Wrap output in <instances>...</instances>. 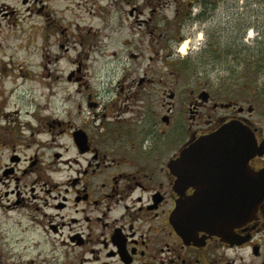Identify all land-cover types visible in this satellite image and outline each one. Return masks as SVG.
<instances>
[{
    "label": "flooded vegetation",
    "instance_id": "1",
    "mask_svg": "<svg viewBox=\"0 0 264 264\" xmlns=\"http://www.w3.org/2000/svg\"><path fill=\"white\" fill-rule=\"evenodd\" d=\"M237 1L243 3L116 0L113 36L106 46L114 43L111 55L117 57L122 77L114 93L103 92L109 101L78 92V114L70 110L65 121L33 111L22 115L17 104L11 109L9 98L0 94V220L12 264H264V200L255 217L227 238L199 231L186 240L172 221L180 202L189 211L228 210L227 197L234 191L230 158L198 156L193 149L198 139L241 122L249 125L258 145L264 143L261 86L239 99L224 93L207 71L194 70L189 87L177 88H182L179 70L189 69L193 53L202 59L197 66L220 57L216 49L208 50L220 10L241 19L234 24L240 39L259 33L239 17L247 12H232L231 3ZM148 52L155 57L148 58L146 68L155 58L164 69H175L160 79L164 88L156 94V106L154 79L148 71L137 72ZM228 56L237 63L244 60ZM246 59L264 68V48L251 55L248 51ZM128 63L134 70L128 72ZM259 74L254 72L250 81L255 83ZM67 81L88 90L75 72ZM49 103L41 110L47 111ZM259 104L263 110L254 120ZM24 115L35 120L34 126L21 119ZM55 129L67 140L57 141ZM41 134L51 139L43 142ZM248 166L264 168V154Z\"/></svg>",
    "mask_w": 264,
    "mask_h": 264
},
{
    "label": "rangeland",
    "instance_id": "2",
    "mask_svg": "<svg viewBox=\"0 0 264 264\" xmlns=\"http://www.w3.org/2000/svg\"><path fill=\"white\" fill-rule=\"evenodd\" d=\"M242 1L243 3L237 1L238 4L234 5L231 3L236 8L232 12H247V15L244 13V16L239 17H244V24H252L259 33L254 31V36L250 38L245 35L244 39L249 41L246 43L244 39L237 37L239 35L235 31V25L241 19L237 21L231 17L230 12L225 14L224 10H220L216 25L210 30L208 43V50L215 52L216 49L220 57L212 64L197 66L196 61L202 59L196 58L197 53H193L190 57L193 63L188 65L189 69L184 70L181 67L179 70L182 72V88L177 87L178 89L189 87V76L197 70L207 71L212 81L219 83L223 92L232 94L233 97L244 98L254 92L252 90L255 87L260 86L264 93V68H258L246 59L248 51L251 55L260 47L264 48V0ZM115 2L116 0H0V94L9 98L11 109L19 106L22 115L24 112L33 111L46 118L65 121L70 110L73 115L78 114L76 103L81 99L78 92L97 93L100 98L106 90L115 92V82L123 73L116 62L117 57L111 55L115 49L114 43L106 46L113 36ZM105 35L108 37H104ZM251 38H254V42H251ZM202 40L203 37L198 39L199 42ZM234 54L244 57V60L237 63L228 56ZM117 56H124V53L118 52ZM143 57L138 62L141 65L137 69L138 76L148 71L154 79L152 92L155 94L156 106V94H160L164 88L160 79L162 76L166 77L169 70L175 69H164L155 58L150 63L151 66L146 68L148 58L155 55L148 52L143 53ZM128 64V72L134 70V66ZM258 71V79L252 83V74ZM72 72H75V77L81 83L86 82L88 90H85V85L79 88L78 83L67 81ZM234 76L237 81L233 79ZM245 85L251 87L245 90ZM261 95L264 97V94ZM68 98L74 102L65 101ZM107 98L105 95L102 97L109 101ZM48 99L49 109L41 110ZM261 100L257 99L259 103ZM155 106L154 110L160 111ZM262 110L259 104L252 116L254 120L260 117ZM86 112L82 113L83 118H87ZM23 118L30 120L34 126L35 120L27 115L21 116ZM53 132L57 141L67 140L66 137L59 138L58 129ZM39 138L43 142L51 139L47 134H41ZM26 154H31V151ZM1 222L0 220V264H12L14 259L5 255L7 246L2 239L5 226Z\"/></svg>",
    "mask_w": 264,
    "mask_h": 264
},
{
    "label": "water",
    "instance_id": "3",
    "mask_svg": "<svg viewBox=\"0 0 264 264\" xmlns=\"http://www.w3.org/2000/svg\"><path fill=\"white\" fill-rule=\"evenodd\" d=\"M193 146L198 156L229 157V182L234 191L227 199V209L214 211H189L183 203L173 212V223L186 240H193L199 231L213 232L227 238L233 229L252 220L264 200V168L254 170L248 166L255 156L264 154V143L258 145L251 128L246 123L231 122L216 133L202 137Z\"/></svg>",
    "mask_w": 264,
    "mask_h": 264
},
{
    "label": "bare ground",
    "instance_id": "4",
    "mask_svg": "<svg viewBox=\"0 0 264 264\" xmlns=\"http://www.w3.org/2000/svg\"><path fill=\"white\" fill-rule=\"evenodd\" d=\"M11 14H13V13H11ZM185 50H186V45H184V46L181 48V52L183 53V52H185Z\"/></svg>",
    "mask_w": 264,
    "mask_h": 264
}]
</instances>
